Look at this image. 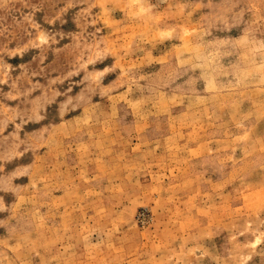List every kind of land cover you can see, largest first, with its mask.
Masks as SVG:
<instances>
[{
    "label": "rangeland",
    "instance_id": "1",
    "mask_svg": "<svg viewBox=\"0 0 264 264\" xmlns=\"http://www.w3.org/2000/svg\"><path fill=\"white\" fill-rule=\"evenodd\" d=\"M0 264H264V0H0Z\"/></svg>",
    "mask_w": 264,
    "mask_h": 264
}]
</instances>
